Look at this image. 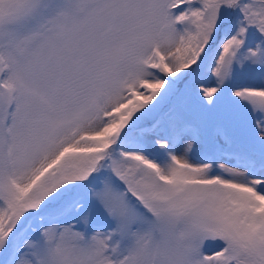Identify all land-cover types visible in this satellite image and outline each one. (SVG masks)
<instances>
[{
    "label": "snow or ice",
    "instance_id": "snow-or-ice-1",
    "mask_svg": "<svg viewBox=\"0 0 264 264\" xmlns=\"http://www.w3.org/2000/svg\"><path fill=\"white\" fill-rule=\"evenodd\" d=\"M0 264H264V0H0Z\"/></svg>",
    "mask_w": 264,
    "mask_h": 264
}]
</instances>
